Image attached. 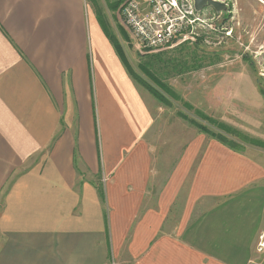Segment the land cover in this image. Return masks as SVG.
Wrapping results in <instances>:
<instances>
[{
    "label": "crops",
    "instance_id": "0c3cea01",
    "mask_svg": "<svg viewBox=\"0 0 264 264\" xmlns=\"http://www.w3.org/2000/svg\"><path fill=\"white\" fill-rule=\"evenodd\" d=\"M167 113L87 0H0V264H254L264 152Z\"/></svg>",
    "mask_w": 264,
    "mask_h": 264
},
{
    "label": "rangeland",
    "instance_id": "374dc122",
    "mask_svg": "<svg viewBox=\"0 0 264 264\" xmlns=\"http://www.w3.org/2000/svg\"><path fill=\"white\" fill-rule=\"evenodd\" d=\"M127 1L87 0L134 81L178 116L180 135L193 128L233 150L264 152V0H226L220 14L204 9L196 29L154 50L122 23ZM256 254L260 264L264 232Z\"/></svg>",
    "mask_w": 264,
    "mask_h": 264
},
{
    "label": "built area",
    "instance_id": "2783aa9c",
    "mask_svg": "<svg viewBox=\"0 0 264 264\" xmlns=\"http://www.w3.org/2000/svg\"><path fill=\"white\" fill-rule=\"evenodd\" d=\"M200 13L194 0H128L121 21L146 49L154 50L196 29Z\"/></svg>",
    "mask_w": 264,
    "mask_h": 264
},
{
    "label": "water",
    "instance_id": "95a60500",
    "mask_svg": "<svg viewBox=\"0 0 264 264\" xmlns=\"http://www.w3.org/2000/svg\"><path fill=\"white\" fill-rule=\"evenodd\" d=\"M195 8L198 12L203 11L204 9L211 8L217 13H221L222 11H226L227 5L224 2L219 0H194Z\"/></svg>",
    "mask_w": 264,
    "mask_h": 264
},
{
    "label": "trees",
    "instance_id": "16d2710c",
    "mask_svg": "<svg viewBox=\"0 0 264 264\" xmlns=\"http://www.w3.org/2000/svg\"><path fill=\"white\" fill-rule=\"evenodd\" d=\"M105 29V28H104ZM106 30V32H107V34L109 35V32L107 31V29H105ZM115 45V44H114ZM115 47H116V50H117V52H118V54L120 55V57H121V54H120V52L118 51V49H117V46L115 45ZM121 59H122V61L124 62V64H125V66H126V68L128 69V67H127V65H126V63H125V61H124V59H123V57H121ZM128 71H129V69H128ZM130 72V71H129ZM131 73V72H130ZM223 141V140H222ZM223 142H225V144H226V141H223ZM228 145V144H227Z\"/></svg>",
    "mask_w": 264,
    "mask_h": 264
}]
</instances>
